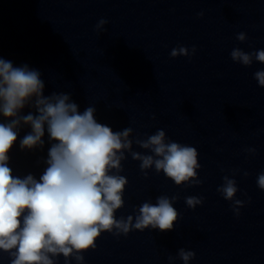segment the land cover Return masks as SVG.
<instances>
[{"label": "clouds", "instance_id": "obj_1", "mask_svg": "<svg viewBox=\"0 0 264 264\" xmlns=\"http://www.w3.org/2000/svg\"><path fill=\"white\" fill-rule=\"evenodd\" d=\"M204 15L203 11L197 14ZM108 23L101 18L97 32ZM241 43L248 39L239 32ZM196 47L173 48L172 58L191 57ZM232 61L250 67L253 62L264 64V49L246 52L235 47L230 52ZM258 86L264 88V69L254 73ZM45 83L36 69L27 64L14 66L0 57V253H7L9 264H58L62 255L65 264L74 259L83 264V253L96 249L102 233L127 236L131 231L158 229L172 231L180 214L174 207L179 195H159L156 202H143L136 215L117 219L116 212L124 207V192L129 181L123 172L122 161L126 153L148 177V170L174 182L175 185L198 186L202 181L197 170L198 151L195 147L168 139L164 129L154 134L133 138V128L120 131L97 121L95 105L83 112L71 99L70 93L53 92L44 95ZM26 107L34 109L22 114ZM23 126L30 131L20 139L21 150L43 148L47 132L50 147L46 167L37 179L29 173L24 177L13 175L9 167V152L18 139ZM146 150L145 154L133 150V145ZM250 156L254 147L244 150ZM239 170H233V177ZM247 177L249 173L243 172ZM257 186L264 190V172L257 176ZM223 199L231 202L238 217L246 201L236 198L237 181L228 175L217 188ZM186 206L195 209L204 202L203 197L186 196ZM251 202V198L248 199ZM195 252L180 248L177 257L189 264ZM176 257L169 256V261Z\"/></svg>", "mask_w": 264, "mask_h": 264}]
</instances>
